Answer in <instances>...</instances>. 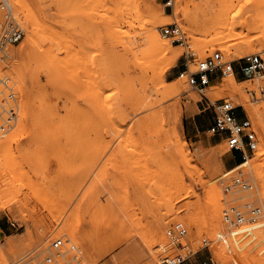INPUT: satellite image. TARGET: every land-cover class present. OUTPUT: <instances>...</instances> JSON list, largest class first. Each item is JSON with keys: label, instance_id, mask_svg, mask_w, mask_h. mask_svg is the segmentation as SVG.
<instances>
[{"label": "rangeland", "instance_id": "rangeland-1", "mask_svg": "<svg viewBox=\"0 0 264 264\" xmlns=\"http://www.w3.org/2000/svg\"><path fill=\"white\" fill-rule=\"evenodd\" d=\"M14 1L0 0V37L14 23L25 31L20 42L0 49V102L4 100L9 106H16L18 114L13 128L0 134V181L8 177L10 180L5 182L14 185L19 193H11L13 197L0 199V203L14 206L17 199L30 197L35 223H25L17 219L19 216L0 212V223L6 227L3 232L0 230V251L6 253L5 258L0 257V264H23L28 256L41 261L50 254L52 241L62 236L67 249L65 257L57 258L60 264H156L159 259L176 255L186 259L183 264H264L263 219L248 226L224 222L228 230L218 234L203 225L207 221V191L212 185L219 189L217 197L213 189L211 192L216 210L215 198L219 197L221 208L225 207L224 203L233 206L252 201L264 206V122L261 124L246 109V105L258 106L264 112V77L239 74L235 86L241 90L236 93L226 90L231 78L228 74L215 75L203 91L191 87L186 78H180L190 59L189 66L195 70L199 61L220 51L225 60L234 62L239 69L245 56L261 54L264 58V46L260 52H245L242 57L227 54L218 46L202 54L197 47L206 37L202 34L195 39L191 37L182 8L188 7L189 15L197 14L209 10L211 0H180V3L173 0L174 5L165 8V0H155L159 12L164 10L172 16L169 20L163 18L160 33L162 27L171 24H178L184 33L182 42L173 43L163 36L178 47L181 55L175 62L168 57L152 63L139 60L137 55L146 46L145 34L139 27L129 28L131 36L123 37L128 45L120 40L126 61L121 79L118 77V87L112 83V64H104L106 51L117 38L116 34L111 36L112 40L109 38L113 32L108 22L115 14V7L122 11L128 0H80L90 6L86 13L72 9L76 0H25L22 1L25 6H17V0ZM257 3L264 14V0ZM3 5L9 6L12 13L3 10ZM98 5L105 12L103 16ZM91 10L95 20L89 17L84 23L82 19L90 16ZM254 12L252 9L246 13L251 16ZM99 18L106 19L108 26L103 20L100 23ZM90 19L93 22L87 23ZM124 29L127 31V27ZM32 30L33 35L40 36L35 39L39 41L37 46L32 45L37 49L30 48L31 42H35V37L30 38ZM195 41L197 47L193 46ZM42 45L46 46L44 50ZM256 45L261 43L256 41ZM11 52L16 57L7 55ZM36 61L40 62L35 64ZM162 76L168 86L180 83L181 90L167 102L148 110L149 101L157 99L156 88ZM97 78L104 82H101L103 87ZM224 100L239 106V115L250 119L257 133L258 151L246 163L238 153L228 151L225 140L208 133L215 119V107ZM170 104H178L179 113H165L164 107ZM22 124L28 125L27 130L19 143H15ZM175 136L188 143L187 155L179 149ZM228 157L231 168L222 165ZM241 164L239 169L252 177L256 186L249 192L226 194L224 186L237 174L238 170L234 169ZM214 171L216 174L211 177ZM220 179H224V184ZM38 191L45 194L43 202H49L50 209L45 210L33 196ZM178 222L188 228L181 244H175L167 236V231ZM70 225L74 229L71 235L64 229ZM246 227L250 229L245 231ZM38 230L45 233L44 238L40 239ZM161 235L165 243L160 242ZM10 237L22 243L15 253H10L5 245ZM98 247L105 250L96 251ZM73 257L78 260L74 262Z\"/></svg>", "mask_w": 264, "mask_h": 264}, {"label": "bare ground", "instance_id": "bare-ground-1", "mask_svg": "<svg viewBox=\"0 0 264 264\" xmlns=\"http://www.w3.org/2000/svg\"><path fill=\"white\" fill-rule=\"evenodd\" d=\"M14 1V0H13ZM21 1V2H20ZM22 1H25V0H17L16 1V4L17 6L18 5H21V6H25L24 3ZM71 1V0H70ZM89 1V0H88ZM100 1V0H99ZM98 1V2H99ZM15 2V1H14ZM128 5L127 7H125V5L122 7V11L119 10V6H118V9H116L115 7V10H112L114 11V15L113 17L111 16V19L110 21L108 22V25L109 23L112 25H110L111 29L110 31L113 32L111 35H110V39H111V36L112 35H115L117 36V38L114 42V44L112 45V47H110L109 51H106L107 53L105 55L104 52H102L103 56H105V61L106 65L109 66V64H112L111 66L113 67V79H112V76L110 75L112 83L113 84H116L118 83V77L121 75L120 73L124 70V64H125V61H126V56H125V53H124V48L121 46V41H125L124 43L128 45V43L126 42V40H124L126 37H127V34L130 35L131 32L129 30L130 29H133V28H140L139 31L142 33L145 34V42H146V46L144 45V50L139 54L140 56L137 55L138 59L141 60V61H144V62H156L157 60H161L162 58H169L171 61L175 62L181 55V51L178 49V47H175V46H172L168 41H166L163 37V35L160 33V26L164 23L162 20L163 18L165 20H169L170 18H172L171 15H168L167 13L163 11L159 12L157 9H156V6H155V3L156 1L155 0H128ZM212 3H209V10H206V11H202L200 13H197V14H193V15H189V12H188V7H184L182 8L183 9V20L185 21V23L187 24V30L190 32V35L192 38L195 39L196 35L198 34H202L203 36L206 37V39L203 41V44L200 46V47H197V45L195 44L196 41L193 43V46L197 47L198 51L202 54L206 53L211 47L214 48L216 46L220 47L221 50H224L225 52H227V54H234L236 55L237 57H242V55L245 53V52H260L264 46V14H262V12H260V7L258 5V0H211ZM178 3H180V0L178 1ZM27 4V3H26ZM71 4V3H70ZM93 5V4H92ZM100 5H103V4H100ZM115 5V4H114ZM174 5V3L172 4ZM13 6V5H12ZM74 9V10H77L76 12H79V11H83L84 13H86L85 10H88L90 9L88 6V4H84V3H81L80 0H76V2L71 5ZM94 6V5H93ZM96 6V5H95ZM112 6V5H111ZM116 6V5H115ZM69 7V6H68ZM99 7V5H98ZM105 7V6H104ZM113 7V6H112ZM166 7V4H164V8ZM247 7H252L250 10H254L256 11V13H259V14H256L254 12V14H256V17H253L254 19L252 20V14L251 16L248 13V11L250 12V10H247ZM100 8V7H99ZM22 9V7H21ZM71 9V10H72ZM95 9V8H94ZM30 10V9H29ZM28 10V11H29ZM99 11L102 10L101 8L98 9ZM68 11V10H66ZM32 12V11H31ZM107 12V11H106ZM247 12V13H246ZM68 13V12H67ZM72 13V12H70ZM82 13V12H80ZM88 13H92L90 16L86 17V15H88ZM85 17L86 19H82L85 23L86 20L89 19V17L92 19V15H93V11L91 10V12H88ZM99 13H101V15L105 12L103 11H100ZM31 14L30 11L28 13V15ZM107 15H108V12H107ZM110 15V14H109ZM175 15H178V8L176 10V7H175ZM260 15L261 18H257L258 16ZM21 16V15H20ZM94 16V15H93ZM103 16V15H102ZM31 17V16H30ZM34 17V16H32ZM95 17L96 14H95ZM88 18V19H87ZM98 18V17H97ZM96 18V19H97ZM105 18V17H104ZM110 18V16H109ZM251 18V20H250ZM29 19V18H28ZM87 21V23H92L93 21ZM92 20H95V19H92ZM99 21H101L100 23H102L103 21H105L106 25H107V22H106V19L103 20V18H99L98 19ZM103 20V21H102ZM38 21V20H37ZM162 21V22H161ZM251 21V22H250ZM34 23V22H33ZM104 23V24H105ZM36 24V23H34ZM33 24V25H34ZM41 24V23H40ZM78 24V22H77ZM81 23H79L78 25H80ZM102 24V25H104ZM88 25V24H87ZM91 25V24H90ZM89 25V26H90ZM107 25V26H108ZM32 26V25H31ZM52 26V25H51ZM77 26V25H76ZM81 26V25H80ZM105 26V25H104ZM185 26V25H184ZM40 27V26H39ZM43 27V26H42ZM41 27V28H42ZM47 27L45 24H44V28ZM109 27V28H110ZM124 27H127V31L124 29ZM33 28V27H31ZM38 28V26L35 27V29ZM51 28V27H50ZM53 28V27H52ZM60 28V27H59ZM78 28V27H77ZM90 28V27H89ZM104 28V27H103ZM33 29V30H35ZM40 29V28H39ZM38 29V30H39ZM46 29V28H45ZM55 29V28H54ZM105 31H108L109 29L107 28L106 29V26H105ZM33 30L30 32L31 35H30V38L32 40V38L37 39L38 36L36 35H33ZM44 30V29H42ZM48 30V29H47ZM57 31H60L58 29H56ZM63 30V29H62ZM74 30V29H73ZM36 31V30H35ZM34 31V32H35ZM51 31V30H50ZM110 31L106 32V33H110ZM137 31V30H136ZM138 31V33H139ZM29 32V31H28ZM39 32V31H38ZM46 32V31H45ZM55 32V31H53ZM62 32V31H61ZM92 32V31H91ZM40 33V32H39ZM105 33V34H106ZM57 34V33H56ZM60 32H59V36H60ZM29 35V34H28ZM42 35V34H41ZM54 35V34H53ZM57 35V36H58ZM62 35V34H61ZM107 35V34H106ZM126 35V37H125ZM139 35V34H138ZM137 35V36H138ZM43 36V35H42ZM49 36V35H48ZM47 36V37H48ZM56 36V37H57ZM119 36H122V39H120ZM131 36V35H130ZM40 37V36H39ZM51 37V36H49ZM48 37V38H49ZM107 37V38H108ZM113 37V36H112ZM124 37V39H123ZM53 38V37H52ZM51 38V39H52ZM39 39V38H38ZM41 39V38H40ZM43 39V37H42ZM63 39V38H62ZM108 39L111 43V40ZM57 39H55L56 41ZM121 40V41H120ZM48 41H50L48 39ZM52 41V40H51ZM50 41V43H51ZM59 41V40H58ZM256 41L260 42L261 45L257 46L256 45ZM39 42V41H37ZM36 40L35 42H31V45H30V48L32 47V45L36 44L37 43ZM54 42V41H53ZM89 42V41H88ZM49 43V45H50ZM58 44L57 42H54V44ZM198 43V42H197ZM40 44V43H39ZM52 44V43H51ZM37 46V44L35 45ZM40 46V45H39ZM51 46V45H50ZM57 45H54V47H56ZM29 47V46H28ZM54 47H52V49H54ZM32 48H36V47H32ZM42 48L44 50L45 47H43L42 45ZM26 49V48H24ZM29 49V48H28ZM37 49V48H36ZM40 49V47L38 48ZM84 49V47H83ZM56 50V49H55ZM66 50V49H64ZM140 50V49H139ZM210 50H213V49H210ZM31 51V49L29 51H27V56H28V53ZM38 51V50H37ZM126 51V49H125ZM137 51V50H136ZM21 52V50H20ZM54 52V51H53ZM139 52V51H138ZM137 52V53H138ZM67 53V52H65ZM32 54V53H31ZM79 54V53H78ZM246 54V53H245ZM7 55L10 57V58H14L16 57V54L14 53H7ZM68 55V54H67ZM233 55V56H234ZM25 56V55H24ZM32 56V55H31ZM66 56V54H65ZM44 57V56H43ZM42 57V58H43ZM48 57V56H46ZM28 57H26L27 59ZM100 60L103 61L101 59V54H100ZM104 58V57H103ZM137 59V60H138ZM38 60L40 61H43V59H39ZM138 60V61H139ZM39 61V62H40ZM30 62V61H29ZM38 61H36L35 64H37ZM38 62V63H39ZM45 64V62H41V64ZM100 64V63H99ZM54 65V64H52ZM101 65V64H100ZM39 66V65H38ZM99 66V65H98ZM110 66V67H111ZM143 66V65H142ZM41 67V65H40ZM43 67V66H42ZM48 67V66H47ZM56 69H57V66H55ZM52 68V67H51ZM54 68V67H53ZM52 68V69H53ZM104 69V67H102ZM107 69V68H106ZM126 69V68H125ZM40 69H38L39 71ZM127 70V69H126ZM125 70V71H126ZM41 71H47V70H42L41 68ZM54 71V70H53ZM57 71V70H56ZM100 72H102L101 70H99ZM109 73H110V70H108ZM53 73V72H52ZM99 73V72H98ZM97 73V74H98ZM105 73V72H104ZM123 73V72H122ZM128 73V72H127ZM101 73H99L100 75ZM106 74V73H105ZM104 74V75H105ZM129 74L131 76V71H129ZM48 75V74H46ZM231 78H230V82L227 84V89L226 90H231L232 92H238L240 91L241 89L237 88V86H235L237 80H236V76L235 74H230ZM52 77V76H51ZM100 77V76H99ZM106 78V75L103 76ZM103 77L101 76L100 78L103 79ZM50 78V77H49ZM121 79V77H119ZM40 79V78H39ZM98 79V83L100 81V86H101V82L102 80L99 78ZM108 79H110L108 77ZM104 81V80H103ZM109 80V82H111ZM104 84V82H102ZM109 84V83H107ZM119 84V83H118ZM180 84V83H179ZM178 84V85H179ZM98 85V86H99ZM112 85V84H111ZM178 85H175V86H168L166 85L165 81H164V77L162 76L161 78V83L157 86L156 88V95H157V99H153V100H150L149 103L147 104L146 108L149 110V109H153L155 107V105H161L162 103L164 102H167L173 95L177 94L180 90H181V87L182 86H178ZM185 85V84H184ZM183 85V86H184ZM107 86V85H106ZM113 86V85H112ZM119 87V85H117ZM103 87V86H101ZM109 87V86H108ZM121 88H123L122 90H125L124 86H120ZM99 88V87H98ZM186 88V87H184ZM107 89V88H105ZM103 89V90H105ZM110 89V88H109ZM113 89V88H112ZM115 89V88H114ZM113 89V90H114ZM188 89V87H187ZM118 90L120 91V89L118 88ZM117 91V90H116ZM118 91V92H119ZM115 92V91H114ZM100 94H102L100 92ZM117 94V93H116ZM119 94H121L119 92ZM118 94V95H119ZM242 95V94H241ZM244 96V95H243ZM246 97V96H245ZM118 98V97H117ZM120 98V97H119ZM195 99V98H194ZM199 99V98H198ZM197 99V100H198ZM248 99V98H247ZM117 100V99H116ZM118 101V100H117ZM121 101V100H120ZM247 101V100H246ZM248 102V101H247ZM178 104H173V105H167L164 107V112L167 113V114H172V113H179V108H178ZM246 109L247 111L252 114V115H255L258 119V121L263 124L264 122V112H263V109L261 107H251L250 105H246ZM111 110V109H110ZM51 117V116H50ZM55 118V117H54ZM53 118V119H54ZM49 119V117H48ZM52 119V118H51ZM55 120V119H54ZM142 120V119H141ZM57 121V120H55ZM139 121V120H138ZM54 122V121H53ZM51 122L52 124H55ZM58 122V121H57ZM56 122V123H57ZM21 126V125H20ZM27 126L26 124H22V126L20 127V130L17 129V132H18V136H17V139L15 140V143L18 142L21 138V135L23 136V134L26 132L27 130ZM52 126V125H51ZM52 128V127H51ZM52 134V133H51ZM50 134V136H51ZM49 136V135H48ZM174 138V137H173ZM176 138V136H175ZM177 142L176 144L178 145L179 149H181L182 151H184V153L186 154L187 153V144L186 143V140H178L177 138L175 139ZM41 142V141H40ZM19 143V142H18ZM39 143V142H38ZM41 146V145H40ZM1 147V146H0ZM20 147V146H19ZM21 148V147H20ZM26 148V147H25ZM31 148V147H30ZM1 152V151H0ZM44 152V150L42 151V153ZM261 153V151H259ZM264 152V149L262 150V153ZM11 153V152H10ZM1 154V153H0ZM216 154V153H215ZM187 155V154H186ZM219 155V154H218ZM264 155V153H263ZM263 155L261 154L260 156L263 157ZM11 157H13L14 155H10ZM220 156V155H219ZM222 157V156H221ZM220 157V158H221ZM260 158V157H259ZM8 159V158H7ZM9 161V160H8ZM19 163V162H18ZM26 163V162H25ZM222 165L225 167V163L223 162ZM17 166V165H16ZM19 167H20V164H19ZM257 166H255L256 168ZM260 167V166H259ZM12 169V168H11ZM18 169V168H17ZM258 169V168H257ZM10 173H11V170H10ZM264 173V172H263ZM216 174V171H214L213 174H211V177H213L214 175ZM260 174V173H259ZM19 175V174H18ZM264 176V175H263ZM20 177V176H19ZM27 177V176H26ZM7 179H9L8 177H6ZM14 178V176H13ZM7 179H3L0 181V199H7L9 196L10 198L13 197L12 195H10L11 193H14L18 195L19 192H17V190H14V187L12 186V184L10 185L7 184L6 180ZM10 180V179H9ZM26 180V179H25ZM28 180V179H27ZM6 181V182H5ZM14 182L17 183V181H15L13 179ZM9 182V181H8ZM25 182V181H24ZM27 182V181H26ZM20 183H21V180H20ZM19 183V185L21 186V184ZM23 183V182H22ZM215 183V182H214ZM18 186V185H17ZM18 186L20 189L21 187ZM217 185H212V189L213 191L215 192L216 194V197H217V188L218 186L216 187ZM31 187V186H30ZM9 189L11 190V192L9 191ZM212 189H209L211 191H207V203H208V210H207V218L204 217V215L202 216L203 218V221H205V219H207V224L206 222H203L205 224L203 225H207L209 227V229L214 232V233H221V232H224L226 230H228V227L222 222V215H221V211H220V208L221 206L219 207L218 206V203H219V198H215V204L217 206V210L215 209V205H214V199H213V196L211 195V192H212ZM24 190L22 189L21 193L23 192ZM30 191V190H29ZM33 191V190H32ZM20 193V194H21ZM39 193V191H38ZM38 193H35L33 194V196L36 198V200L41 203V205L43 206V208L46 210V209H50V204L48 201V204H44L43 202V198H45V194L44 196L42 194H38ZM193 193V192H192ZM220 193V191H219ZM25 194V193H24ZM213 194V193H212ZM187 196V195H186ZM19 197V196H18ZM47 197V196H46ZM50 197V195H49ZM34 199V198H33ZM21 200V199H20ZM48 200L47 198L45 199V201ZM51 200V199H50ZM13 201V200H12ZM11 201V202H12ZM10 202V204H11ZM14 202V201H13ZM16 205L14 206H8L7 202H2L0 203V212H9L11 214H13L14 217H17L20 218L23 222L25 223H29V222H33V224L35 223L34 221V218H33V213L35 211V208H32L33 206H31V198L28 197V196H25L24 199L22 201H18L17 199V202L15 203ZM52 204V203H51ZM220 204V203H219ZM48 211V210H47ZM50 211V210H49ZM217 211V212H216ZM51 213V211H50ZM49 213V214H50ZM9 215V214H8ZM52 215V214H51ZM11 216V215H10ZM58 216V215H57ZM13 218V217H12ZM205 218V219H204ZM53 219V218H52ZM201 223V222H200ZM201 227V226H199ZM255 227V226H254ZM247 228V227H246ZM250 228V227H249ZM38 229V227H37ZM65 231L69 232V234L71 235V233H74V229L73 227L70 225L69 227L68 226H65L64 227ZM244 229V228H243ZM242 229V230H243ZM245 230V229H244ZM252 230V229H251ZM250 230V231H251ZM239 231V230H238ZM237 233V231H235V234ZM252 233V232H251ZM239 234V233H238ZM237 235V234H236ZM38 236L40 237V239L44 238L45 237V233L44 232H41L40 230H38ZM28 238V237H27ZM102 238V236H101ZM100 238V239H101ZM104 238V237H103ZM107 239V238H106ZM98 240V239H97ZM160 242L161 243H165L166 242V239L164 237V235H161L160 238H159ZM100 241V240H99ZM98 241V243H100ZM104 241V240H103ZM44 242V241H43ZM103 243V242H102ZM22 243H20V241H18L17 239L13 238V237H10L8 238V240H6V248L8 249V251L10 253H15L16 250L21 246ZM42 245V244H41ZM102 245V244H101ZM164 245V244H163ZM167 246V245H166ZM161 247V246H160ZM30 248V247H29ZM162 249V247H161ZM102 250H105V248H100L98 247L96 251H102ZM156 250L154 251V253H156ZM162 251V250H161ZM156 255V254H155ZM6 256V253L5 251H0V257H4L5 258Z\"/></svg>", "mask_w": 264, "mask_h": 264}, {"label": "built area", "instance_id": "built-area-1", "mask_svg": "<svg viewBox=\"0 0 264 264\" xmlns=\"http://www.w3.org/2000/svg\"><path fill=\"white\" fill-rule=\"evenodd\" d=\"M166 7H172L173 0H165ZM9 14L12 13L11 8L7 5L1 7ZM162 35L175 42H182L185 38L183 31L178 24H171L161 28ZM25 36L24 29L17 23L10 24L0 37V49L20 42ZM195 62V61H194ZM191 59L185 64V69L181 72L180 78H186L191 87L203 91L207 88L214 76L217 74L230 75L250 74L254 77H264V58L261 54H251L245 56L240 62L239 69H236L234 62L224 59L220 51L215 52L203 61L196 64V69L192 70L189 66ZM2 82V80H0ZM14 98V94L10 95ZM239 106H235L231 101L224 100L215 107V119L208 133L212 136L222 138L227 143L228 151L231 154H239L244 163L254 158V154L258 151L259 141L257 133L250 119L243 118L238 113ZM18 117L17 107L9 106L4 100L0 102V134L6 133L14 126ZM237 166L234 170H238L237 174L230 178V183L224 186L226 194L237 192H249L254 190V179ZM224 179L221 184H224ZM263 196V195H262ZM221 208L222 222L233 226L253 225L263 219L264 225V206L259 205L256 201L246 202L241 205H227ZM250 228H245L248 231ZM188 228L182 223L174 224L168 231L167 236L175 242L181 244L182 240L187 236ZM65 237L54 239L49 247L50 254L45 256L43 260L38 261L37 257H27L23 264H60L58 257H65L66 252ZM74 262L78 257L72 258ZM186 259L182 255L159 259L156 264H183ZM72 264V263H70ZM103 264V263H99ZM145 264H151L146 262Z\"/></svg>", "mask_w": 264, "mask_h": 264}, {"label": "crops", "instance_id": "crops-1", "mask_svg": "<svg viewBox=\"0 0 264 264\" xmlns=\"http://www.w3.org/2000/svg\"><path fill=\"white\" fill-rule=\"evenodd\" d=\"M238 78H240L239 77V75L237 76ZM224 160V163H225V165H226V167L227 168H231L232 166L230 165V157H228V158H225V159H223ZM5 225L3 224V223H0V230L3 232L4 230H5Z\"/></svg>", "mask_w": 264, "mask_h": 264}]
</instances>
